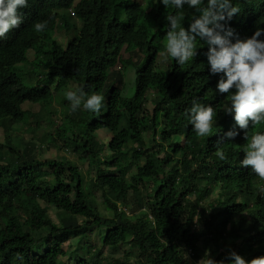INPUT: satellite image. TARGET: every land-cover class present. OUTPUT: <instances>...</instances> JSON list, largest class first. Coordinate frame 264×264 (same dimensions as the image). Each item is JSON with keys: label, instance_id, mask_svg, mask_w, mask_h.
Here are the masks:
<instances>
[{"label": "trees", "instance_id": "obj_1", "mask_svg": "<svg viewBox=\"0 0 264 264\" xmlns=\"http://www.w3.org/2000/svg\"><path fill=\"white\" fill-rule=\"evenodd\" d=\"M73 1H31L20 10V27L0 40V128L6 131L0 139V264H122L124 258L104 255L107 247H124L133 264H208L211 250L217 264L233 250L250 264H264V199L257 194L264 180L239 165L243 131L217 143L235 121L222 110L228 94L215 91L221 74L206 66L208 45L198 38L197 55L179 66L162 55L165 16L175 9L147 0L148 10L142 0H130L131 13L114 20L110 0H91L82 2L81 34L64 49L53 35L58 21H68L60 11ZM234 3L240 7L230 20H237L235 27L247 6L244 19L264 28V2ZM185 8L181 24L187 28L199 13ZM44 20L46 31L36 33L34 23ZM125 44L140 53L136 62L129 60L140 76L132 95L106 84ZM90 63L100 72L93 86ZM77 87L105 97L102 113L77 111L55 135L43 130L46 139L39 144L40 125L32 123L44 111L54 114L55 102L62 113L70 110L65 93ZM194 97L217 113L207 137L197 136L183 115ZM15 124L28 126L34 137L24 144L15 140ZM99 129L111 135L108 146L100 142ZM258 131L264 122L250 127L249 135ZM55 137L75 147L93 178L71 157L41 158L46 141L58 144ZM96 191L110 215L101 210ZM91 235L99 238L96 243L89 242Z\"/></svg>", "mask_w": 264, "mask_h": 264}, {"label": "clouds", "instance_id": "obj_2", "mask_svg": "<svg viewBox=\"0 0 264 264\" xmlns=\"http://www.w3.org/2000/svg\"><path fill=\"white\" fill-rule=\"evenodd\" d=\"M31 1L33 0H0V40L6 38L12 29L20 27L24 19L20 10L29 8ZM84 1L89 2L91 0H74L67 10L60 11L66 13L68 21L67 23L58 21L54 38L58 30L64 29L73 34L65 46L59 42L64 49L81 34L83 22L80 12L81 10L85 11L82 9V2ZM142 1L147 7L148 1ZM129 2L130 0H110L109 16L117 20L131 13ZM157 2L162 3L166 9L176 10L175 13L165 16L168 30L166 52L162 55L173 59L177 65L183 66L197 55L198 38L208 45V50L205 53L207 58L204 57L207 60L208 71L212 75L221 74L215 91L219 94H228L222 110L225 114L230 115L237 125V129H235V122L231 123L227 132L220 137L217 143L232 141L243 131L246 143L241 147L243 158L239 160V165L249 168L251 174L264 180V131L249 135L250 127H255L264 122V28L257 27L254 29V22L244 19L249 9L247 6L240 22L235 27L233 22L237 20H230L240 11V7L234 3V0H157ZM150 4L153 5L151 2ZM185 6L187 9H195V12L199 13V15L194 14L192 16L187 28L181 24ZM147 8L150 10L149 7ZM33 27L36 33H42L46 31L48 22L46 20L39 21L34 23ZM35 51L34 48H30L28 57L34 59ZM132 53L137 56L140 54L137 51H128L127 44L121 47L118 60L111 68L110 77L106 82V84H112L114 88L127 95L133 94L136 80H140V76L137 75L138 69L134 65L137 56L133 57ZM4 58L7 66L9 65L11 69L10 62L12 61L5 56ZM129 60L134 61L131 64ZM91 63L87 71H91L93 74L88 75L90 79H87L93 86L94 81L99 80L97 74L100 72L95 67L93 68ZM115 69H121L119 71L123 73L120 82L114 76ZM128 71H132V77L124 80V75L127 76ZM70 88L73 86L70 85ZM65 98L70 104V110L67 109L66 113H62V122L57 124V128L59 126L62 128L63 122L68 116L77 111H89L99 115L105 106L103 95L95 92L89 94L83 87L66 91ZM27 105L29 104L27 103ZM183 115L197 136L207 137L211 134L216 123L214 118L217 113L212 106L205 105L199 97H194L190 106L185 108ZM98 131L105 132L100 129ZM109 136L110 138L105 142L101 140L103 138H100L99 135L100 142L108 146L111 139L110 134ZM66 147L75 148L69 144ZM106 153L112 154L113 151L106 147ZM217 155L224 159L223 152L218 151ZM88 167L91 175L87 178H93L95 172L90 169L89 165ZM257 194L264 199V185L259 187ZM96 198L98 200L97 196ZM208 264H217V262L209 258ZM219 264H250V262L233 250L228 253L227 261L222 260Z\"/></svg>", "mask_w": 264, "mask_h": 264}, {"label": "rangeland", "instance_id": "obj_3", "mask_svg": "<svg viewBox=\"0 0 264 264\" xmlns=\"http://www.w3.org/2000/svg\"><path fill=\"white\" fill-rule=\"evenodd\" d=\"M72 36H73L72 33H68L64 29L58 30L55 33V38L63 46L66 45L68 39H70ZM132 56L136 57L137 55L135 53H132ZM115 70L116 71H115L114 76L120 82L122 80L123 73L119 71L121 69H115ZM130 77H132V71H128L127 76L124 75V80L126 78H130ZM24 81H28V78L24 77ZM28 108L37 111V110H41V105L29 104ZM148 108H149V110H152L153 104L149 103ZM62 109H63V106L61 104H59L58 102H55L52 105V110H53L54 114L50 115L49 113L44 111L43 115L39 118V120L37 122L32 123V128H34V127H39L38 126V122H39L40 129L38 131V134L40 136L35 138L39 144H40V141L42 139H46V137H43V135H44L43 130L47 131L49 134H54V135L56 134L57 124L62 122V117H63L62 112H61ZM35 123H36V125L33 127V124H35ZM63 126H66L65 122H63ZM11 130H12V134H13V137L15 138V140L21 141L23 144L25 142H28L29 140H31L35 135L33 131H28V126H26L24 129H20V125L15 124L11 128ZM5 132L6 131L3 127L0 128V139L2 142L5 140V136H6ZM55 138H57V137H55ZM100 138H103L101 140L106 142L110 138V136H109V134L107 135L106 132H101ZM57 139H58V144H55L54 142L49 143L48 141H46L43 144L42 152H41V158L57 157V155L71 157L74 160H76L78 162V164L82 167L86 176L90 177L91 174L89 172L88 164L86 162L83 163L80 160H78L76 155L73 153L74 150L71 147L67 148L65 145V142L62 138H57ZM154 146L156 147V145H154ZM92 174H93V172H92ZM96 195L98 197L99 204L101 206V210L106 215H110L111 213L108 210H106L105 205L103 204V197H102L101 193L99 191H97ZM56 211H57L56 208H53V207H51V209L49 210V212L54 215L55 219L58 220L57 216H56ZM98 239L99 238L97 236L91 235L89 242L93 244V243H96L98 241ZM67 244L64 247L66 250L69 249V246ZM224 244L226 245L227 242H224ZM211 249H213L211 246L207 247V250H211ZM104 255L106 257H111V258H113V257L124 258L122 261V264H133L132 260L130 258H125L126 255L124 253V247H119V248L107 247L105 249ZM214 257H215V255L212 253V250H211L209 253H207V258L205 261L208 263L209 258L214 260ZM203 262H204V259L198 260L199 264H203Z\"/></svg>", "mask_w": 264, "mask_h": 264}]
</instances>
